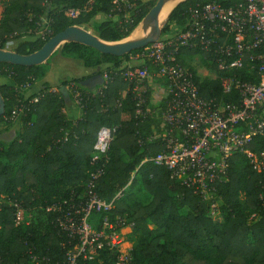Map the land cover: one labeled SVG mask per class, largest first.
<instances>
[{"label": "trees", "instance_id": "16d2710c", "mask_svg": "<svg viewBox=\"0 0 264 264\" xmlns=\"http://www.w3.org/2000/svg\"><path fill=\"white\" fill-rule=\"evenodd\" d=\"M212 1L230 6L241 0H189L174 10L163 33L179 32L187 24L185 10L190 4ZM86 2L8 0L0 22V47L11 38L28 34L34 25L29 21L30 15L35 20L41 15L51 19L54 35L99 13L107 15L112 6L111 0H96L92 10L78 19H69L64 14L65 9L82 8ZM154 2L149 0L142 5L134 26ZM96 28L107 40L119 39L130 32L123 31L109 18ZM44 42L39 39L23 42L17 51L30 53ZM63 54L77 57L94 69L105 64L107 70L120 67L129 56L104 55L78 43L67 44ZM179 57L180 54L178 61ZM47 67L0 64V77L8 79L0 87L6 102L5 113L0 118L1 131L16 122L21 124L14 140L0 141V195L6 197L0 205V264L25 263L31 247L54 259H64L66 235L51 222L54 216L46 207L60 199L72 200L85 194L89 171L104 161L91 163L96 135L103 125H118V129L107 151L105 173L98 180L96 191L102 198L111 200L127 186L112 213L125 214L134 221L130 233L134 264H264V205L259 199L264 176L253 168L244 153H235L232 157L228 178L218 185L220 209L212 214L208 203L172 177L165 167L151 161L143 163L145 158L162 150L159 140H150L149 136L162 130L165 99L156 100L153 94L150 101L154 113L138 121L132 93L123 96L127 84L116 79L104 91V96L92 97L79 116L73 117L75 105L67 102L60 91L47 93L33 102L39 93L27 98L28 90H20L29 77L40 79ZM191 70L196 73L192 67ZM195 79L199 81L202 95L221 96L218 79L200 76ZM72 80L85 91H94L99 86L89 90L81 80ZM69 81L63 80L62 85ZM49 87L46 85L41 91ZM118 100L122 101L121 106ZM14 107L20 113L12 122L9 116ZM66 133L69 137L64 141ZM249 147L257 152L264 150V137H255ZM139 191L147 194L146 201L134 200ZM10 202L22 205L27 211L41 205L43 214L29 224L16 225L15 208ZM85 264H116V254L104 249L100 256Z\"/></svg>", "mask_w": 264, "mask_h": 264}, {"label": "built area", "instance_id": "2783aa9c", "mask_svg": "<svg viewBox=\"0 0 264 264\" xmlns=\"http://www.w3.org/2000/svg\"><path fill=\"white\" fill-rule=\"evenodd\" d=\"M147 1L111 0L106 17L128 32ZM95 2L87 0L82 8H67L64 14L69 19H78L90 12ZM185 14L187 24L175 37L132 51L120 67L104 69L100 73L101 84L94 91L83 90L73 80L65 86L80 111L92 97L104 96L109 85L121 79L127 84L122 95L132 93L138 121L154 113L150 100L156 86L163 88L162 130L149 136L150 140H159L162 150L145 158L143 163L151 161L165 167L216 214L220 209L218 185L227 180L235 153H244L253 168L264 176V150L257 152L249 147L255 137H264V0H241L230 6L216 1L197 2L190 4ZM29 21L34 25L28 34L45 42L53 35L51 19L41 15L35 20L30 15ZM184 50L204 54L210 69L205 77L219 80L220 97L201 94L195 78L204 76L177 60ZM36 82L31 76L20 90H29ZM57 91L58 88L49 87L32 101ZM117 102L122 105L121 100ZM19 113L20 109L14 107L9 120L16 121ZM117 129L118 125L98 129L91 163L104 161L89 171L85 194L77 197L74 194L76 199H60L46 207L54 216L51 222L66 235L64 259H54L31 247L23 264H85L100 256L104 249L115 252L116 264H134L132 245L126 239L134 221L125 214L112 213L127 186L111 200L96 191ZM73 136L77 137L76 133ZM68 137L66 133L64 141ZM5 198L0 195V205ZM259 199L264 205V181ZM10 204L15 208V224H29L28 211L18 203Z\"/></svg>", "mask_w": 264, "mask_h": 264}, {"label": "water", "instance_id": "95a60500", "mask_svg": "<svg viewBox=\"0 0 264 264\" xmlns=\"http://www.w3.org/2000/svg\"><path fill=\"white\" fill-rule=\"evenodd\" d=\"M189 0H155L152 7L146 12V14L140 19V21L133 27V29L125 36L115 39L107 40L102 38L100 32L93 25V21L96 17L102 13H99L92 17L87 22L75 23L68 26L64 30L52 35L43 45L30 53H19L17 51L18 46L23 42H36L38 37L31 34H23L17 38L7 40L2 47H0V64L6 63L11 65H18L24 67H33L51 64V72L60 71L63 66H84V61L71 56L64 55L63 49L69 43H78L90 48H93L104 55H112L116 57H123L130 54L132 51L141 49L150 43L161 42L169 40L175 37L178 33H163L166 25L168 24L170 17L174 10L181 4ZM59 53L55 62H50L52 57ZM107 65L98 66L96 69L91 68L86 73L77 74L72 77L73 79L81 80V84L88 82H94L100 85L101 81L97 78L100 76V71H103ZM90 68V67H89ZM49 71V70H48ZM33 85L31 89L26 92V97H30L39 93L46 85L58 86L60 93L71 103V97L68 89L62 82L53 77V73L46 77V74ZM95 74V77H90ZM98 80V81H97ZM7 83V79L0 77V87ZM6 110L5 98L0 89V118L4 115ZM21 124L16 122L8 130L1 131L0 127V141L9 142L17 137V132L20 129Z\"/></svg>", "mask_w": 264, "mask_h": 264}, {"label": "rangeland", "instance_id": "374dc122", "mask_svg": "<svg viewBox=\"0 0 264 264\" xmlns=\"http://www.w3.org/2000/svg\"><path fill=\"white\" fill-rule=\"evenodd\" d=\"M8 4V0H0V22L2 21V19L5 16V8ZM107 17L104 14H100L96 17V19L93 21V25L97 26L99 23H101L102 21L106 20ZM59 53L55 54L50 62H55L56 58L58 57ZM195 61V60H193ZM53 62V63H54ZM124 62V61H123ZM200 64L198 61H195V68L197 67V69H199ZM46 67V66H45ZM52 67L51 64L50 66L47 67V71L48 73L46 74V77L49 76L51 73H53V77L57 80H59V82H62L63 80H72L74 76H76L77 74H82V73H86L87 70H91V68L89 67H84V66H69V64L66 66H63V69H61L60 71H53L51 73H49L51 71ZM46 71V72H47ZM45 72V73H46ZM82 72V73H81ZM44 76V75H43ZM42 76V77H43ZM41 77V78H42ZM205 77V76H204ZM40 78V79H41ZM6 79V78H5ZM8 81V79H7ZM38 81V80H37ZM51 87V86H50ZM53 88H58V86H52ZM157 89V87H156ZM134 200H138V201H146L147 200V194L145 192L139 191L138 194L136 195ZM42 207L41 205H37L35 207H32V209H30L28 211V214L31 215V218H29L30 221H35V219L37 218L38 215H40V213H42ZM43 214V213H42ZM130 234L127 235L126 239L128 240L127 244L130 243V245H133V240L130 239Z\"/></svg>", "mask_w": 264, "mask_h": 264}, {"label": "crops", "instance_id": "0c3cea01", "mask_svg": "<svg viewBox=\"0 0 264 264\" xmlns=\"http://www.w3.org/2000/svg\"><path fill=\"white\" fill-rule=\"evenodd\" d=\"M174 32H177V31H174ZM179 60H180L179 61L180 63H182V64H184V65H186V66H188L190 68L192 67L201 76H206V74L210 70L208 68L209 67L208 61L206 60L204 54H202V53H195L194 50H184L182 52V54L180 52ZM193 60L198 61L200 63V64H198V65H200L199 69H197V67L196 68L194 67L196 65H195V61H193ZM205 61L207 62V64L205 63ZM90 77H95V74L93 76H90ZM96 79H98L99 81H101L100 80V76H99V78L96 77ZM98 85H99L98 82H97V84H95L94 82H91V81L88 82V83H86V84H83V86L85 88L89 89V90L95 89ZM156 87H157V89H156ZM156 87H155V91L153 93L154 94L153 97H154V99L160 101L161 99H163L162 97L164 95V89L163 88H159L158 86H156ZM79 112L80 111L78 109L76 110V108L74 107L72 109L71 116H73V117L76 116L77 117L80 114Z\"/></svg>", "mask_w": 264, "mask_h": 264}]
</instances>
